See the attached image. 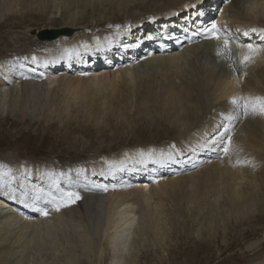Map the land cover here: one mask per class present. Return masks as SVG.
<instances>
[{"label":"bare ground","instance_id":"1","mask_svg":"<svg viewBox=\"0 0 264 264\" xmlns=\"http://www.w3.org/2000/svg\"><path fill=\"white\" fill-rule=\"evenodd\" d=\"M207 1V7L201 8L202 0H0V6H4L0 8V16L1 10L9 13L8 16L16 11L32 14L36 19L48 20L42 28L58 30L57 35L61 34L52 40L39 41L49 45L39 43L38 49L42 47L43 50L34 55L26 53L28 62L19 64L17 69L9 60L0 61V87L9 81L14 90V96L9 100L11 111L20 108L22 118L26 117L28 107L25 103L28 104L29 99L21 103L19 93L22 91L26 96H33L30 90L39 89L45 98L49 93L54 97L63 95L59 99L63 104L59 103L63 107L62 113L71 118L79 115L88 127H94L97 132H102L99 125L104 121H108V125L112 121L128 124L127 114L132 121L135 117L153 120V133L141 134L135 150L122 153L113 161H106L94 169L93 173L99 171L115 179L124 178L123 181H129L139 169L141 174H145L137 178L135 185L120 187V193L112 199L110 190L119 186H109L104 197L101 193L76 191L75 188L80 185L73 181V189H60L54 195L46 189V185L39 183L43 178L41 172L45 169L44 165L31 166L33 171L26 170L27 167L14 171L13 164L8 170L5 169L7 166L3 168L0 165V264L34 262V250L52 241L48 232L41 231L48 228L61 231L67 226V212L62 213L61 208L57 211L50 202L61 192L79 194L80 199L68 204L66 210L74 212L82 224H85L83 209L87 200L89 203L93 199V204L105 202L103 242L109 249L108 264L134 262V255L129 250L141 244L139 230L146 231L152 246L160 245L166 249L171 246V229H176L180 219L184 221L186 230H190L191 226L197 227L198 235L204 241L213 240L218 230L224 235L229 221L240 223L250 221L255 215H264V115L250 114L245 117L241 113L236 119H228L237 111L231 103L232 97L264 96V51L258 52L245 68L240 58L246 49L232 55L231 65L228 59L216 54L219 44L211 41L183 44L178 51V47H173L169 40L175 36L180 38L213 19L211 9L218 7L220 1ZM136 6L138 11H133ZM221 6L216 8L218 12L214 18L223 32L242 44L252 43L264 48V32L261 31L264 30V0H229ZM88 9L90 17L85 18ZM147 16L150 22L144 25ZM85 20L87 23H84ZM25 22L26 18L14 26L20 27ZM105 22L115 25L100 30ZM83 24L86 29L90 28L87 25H93L89 29L93 35H84L83 39L77 40L80 33L76 31ZM171 24L177 26L171 28ZM157 25L160 28L155 31L154 26ZM39 30L33 29L30 36L36 38ZM27 32L29 29L22 35H27ZM89 39L92 41L88 46L80 45ZM95 52L103 59L97 58ZM74 58L90 64L84 65L74 75L55 71L62 65H71ZM19 82L22 84L20 87ZM63 99L75 105L74 114ZM217 120L223 121L222 127L216 126ZM107 123L104 126L107 127ZM12 125L18 123L12 122ZM161 126H165V137L158 129ZM224 127L230 128L236 146L228 155L219 150L216 140ZM168 137H173L174 141H168L166 145H163L166 140L158 145L155 143ZM151 142L154 145L149 147ZM176 159L181 164L168 177L162 178L165 176L162 173L171 172L167 168ZM160 161L161 168L152 169L150 173V166ZM125 167L133 172L125 173ZM76 171L78 175L83 173L79 168ZM29 172L35 174L36 181L27 182ZM88 185L90 188L95 186ZM103 187L100 186L101 190L105 189ZM4 198L14 202L12 206L16 212L2 204ZM16 203H21V206ZM38 208L47 210L45 221L39 217L36 219V216L42 215ZM85 244L89 245L86 250L88 264H93L100 256L96 247L98 244L91 238ZM11 252H18L14 262L8 260ZM65 260L70 264L82 263L73 255L66 256ZM255 264L264 263L259 261Z\"/></svg>","mask_w":264,"mask_h":264},{"label":"rangeland","instance_id":"2","mask_svg":"<svg viewBox=\"0 0 264 264\" xmlns=\"http://www.w3.org/2000/svg\"><path fill=\"white\" fill-rule=\"evenodd\" d=\"M219 1L220 4L218 5V7L214 5L215 7L211 9L212 11L211 17L213 18L216 17L217 14L216 12H218L216 8H222L223 6L221 5L225 4L229 0H219ZM206 2L208 1L202 0L200 7L203 8L204 6H206L205 5ZM3 7L4 6H0L1 9H3ZM133 11H138V7L136 6L133 9ZM1 12L3 16L2 14L0 16V41H1L0 61L9 60L16 65V69L19 67V64L28 62L27 60L28 58H26L25 55L26 53L27 54L30 53L31 55H34L39 53L37 51L43 50L42 47H39L38 49L39 43H46V45H49L47 42H39V41L52 40L55 37L61 35L58 34L54 38L42 40L39 39L36 34V38H32V36L30 35L31 32H33V29L34 30L38 28L40 30L46 29L42 27H44V25L47 24L48 21L47 19H43V18L36 19L34 18L35 17L34 15L33 17L32 14H28L25 12H23L25 14L18 11H16L17 13L12 12L14 14L12 15L13 17L11 15L8 16L9 13H5L4 10H1ZM213 13L215 14L213 15ZM43 14H45V10L43 11ZM88 16H89V9L88 11H86L85 18H88ZM24 18H26L27 22H25L20 27L14 26L15 23L19 21L23 22ZM88 20H90V18ZM149 22L150 19L147 16L144 19L143 23L144 25H147ZM84 23H87L86 20ZM89 23L91 24V21H89ZM104 24L101 26L100 30L111 28L113 25H115L114 23L113 24L110 23V25H108L107 22H105ZM173 24H171V28L177 26V25L174 26ZM87 26L90 28L86 29L84 27V24L78 26L79 30H77L76 32L80 34L79 36H77V40H80L81 38L83 39L84 35H93V31L89 30L92 28L93 25H87ZM158 28H160V26L158 25L154 26L155 31ZM26 29H29V33L27 32V35H22V33ZM21 36L22 38H20ZM262 38L264 39V35ZM90 39L85 41V43H81L80 45L84 44L85 46H88V44L91 43L92 41ZM95 49H99V48L95 47ZM94 54H97V58H99L100 60L103 59L99 53L95 52ZM61 58H64V56H61ZM88 59L90 60V58ZM88 64H90V62L88 63H86V61L80 62L77 60V58H74L71 61V65L68 66L62 65L61 68H55V71L58 73L68 72L67 73L68 75H74L77 73L79 69L84 67V65H88ZM106 77H108L107 73H106ZM20 82L18 84V87L22 86ZM7 84L5 86L0 87V92H1L0 100L2 99L0 101V148H1L0 165H2L3 168L7 166L5 169L10 170L11 168L10 166L11 164H13L12 166L15 167L13 169L14 171L16 170L18 171L19 168L22 169L23 167H27L26 170L33 171L34 169H31V166L34 167L35 165L37 166L44 165L45 169H43V171L41 172L43 178H40L39 183L41 185H46V189L54 195L58 194V191H60V189L63 190L73 189L74 188L73 181L77 182V184L80 185L79 187L75 188L76 191H82V193L84 192L99 193V194L101 193L100 195H103L104 197L107 196V192L109 191L108 188L109 186L110 187L119 186L118 188L116 187V190L113 189L110 190V192H112L110 193L112 195L111 199L118 196L117 194L120 193V189H119L120 187L122 186L124 187L125 185L128 186L132 183L133 185H135L134 182L138 181L137 179L138 177L145 176V174H141V169H139V171L135 173L133 177L132 176L130 177L129 179L130 182H129L128 180L123 181L124 178L119 179L117 177V179H115L113 177H108V175L105 176L101 174L99 171H97L96 173L93 172L96 167L99 166L101 167L102 163H105L106 161L109 160L113 161L114 158H116V156L118 155L120 156L122 153L129 152L131 149L135 150L139 140H141V134L147 135V133L149 132L153 133L151 132V130L153 129V123H152L153 120L149 121L146 117H143L142 118L143 120H141L135 117L134 118L135 120L132 121V118H130L129 114H127V116L125 117L129 118L128 124H126V122L123 123L124 121H121L122 123L119 122V124L112 121L109 122L108 125L107 123L108 121L107 122L104 121L102 122V125L101 124L99 125L103 128V129L101 128L102 132L101 131L97 132L94 129V127H88L89 126L88 123L84 122L82 118L79 117V115H77L75 118L73 117L71 118V116L68 115L65 116L64 113H62L63 107H61V105L63 106V104L62 102H60L59 99H61V96L63 95L54 97L53 94L51 95L49 93L45 98L44 94L40 92L39 89L30 90V93H32L33 96H31V94H28V96H26V93H22V91L19 93V101L21 103L22 101L24 102L27 99H29L28 102L30 103V104L25 103V105H27L28 107V113L26 117L22 118L23 115L21 114L22 112L20 111V108L19 109L17 108L16 109L17 111L16 110H13L14 112L11 111L12 109L9 106L10 104L9 100H11L12 99L11 97L14 96L13 94L14 90L12 85L9 83V81H7ZM5 95L7 96V98L5 97ZM56 98L58 99L56 100ZM45 99H46V103H45L46 105H44ZM63 100L67 102V100L65 99ZM57 102L58 104L59 103L61 104V105L59 104V108L57 107L58 106ZM48 104H50V106H48ZM67 104H68V109H71L72 113L74 114L73 107L75 105H73L72 101L70 100L67 102ZM25 121L27 123H25ZM145 121H147L148 123L146 124ZM12 122H17L18 125H12ZM105 123H107L108 125L107 127L104 126ZM130 124L132 126H130ZM222 124L223 121L217 120L216 126L218 128L222 127ZM124 125L126 126L124 127ZM129 127H131V129H129ZM200 127H202L203 129V126ZM164 128L165 126H161L158 129L160 130V133L165 137L167 135L165 133ZM95 131L96 133H94ZM168 138H164L163 140L155 143L158 145L159 143H164L163 141L166 140L165 144H163L166 145L168 141L169 142L174 141L173 137H168ZM3 141L5 143H3ZM152 145H154V142L149 143L148 146L150 147ZM105 147L110 148L111 150L104 151ZM142 149L144 150L143 147ZM18 150L20 151V153ZM2 155H4V157ZM121 161H124V159ZM161 162L162 161L156 162L153 165H151L150 173L152 169H160L162 166ZM3 163H7V164L5 165ZM201 163L202 162H199V164ZM180 164L181 163H179V161L176 159L173 162L172 166L171 167L169 166L167 168V170H171V172L162 173V175L165 176H161V177L162 178L168 177L170 173L175 171L176 167H178ZM77 168L81 169L83 173L78 175L76 171ZM124 172L131 173L133 171H128V167H125ZM48 173H54L55 175H48ZM59 173H65V176L61 177ZM48 177H52L53 178L51 179L52 181L49 180ZM28 179L29 181L27 182L36 181L35 174H33V172L30 173ZM54 179H56L55 182ZM58 179L59 181H57ZM126 179L128 178L126 177ZM88 184L95 186L90 188V185ZM99 185L100 186L103 185L104 186L103 188L107 187L108 189L106 191L101 190ZM2 200H3L2 202L3 205H5L8 208L11 207L12 210L16 212V210L13 209L12 204L14 202H12L11 199L4 198ZM92 200L89 203H87L88 200L84 203L85 205L83 209L84 212L83 216L85 220H83V222H85V224H82V222L76 215L74 216V212H70L66 210L69 206L61 207V210H63L62 213H65L64 211L67 212V214H65L67 215L66 217L69 220L67 226H65L62 229L63 231L57 230L59 232L55 230H50L49 228L43 229L41 231L42 233L48 232L49 235L51 236L52 238L51 244L48 243L44 246L42 245L39 249L34 250L36 254L35 261L30 262L29 264L31 263L34 264L38 262H40L41 264H70L65 260V257L68 255H73L77 257L79 261H82V263L83 261L86 260V263L84 262L83 264H88L89 256L87 255L86 250L89 248V245L85 244V242L87 239L89 240L90 238L93 240L94 243L98 244L96 247L100 254L99 257H96L93 264H108L107 258L109 256V249L104 245L103 242V234H104L103 223L105 221L104 209L106 205L105 202L103 201L101 202L100 200H99L100 201L99 204L98 203L93 204ZM16 204L19 205L18 203ZM19 206H21V203ZM38 217L41 218L42 221H45L43 220L45 218V215H38L36 216V219H38ZM168 221L170 222L169 218ZM78 225L80 228L78 227ZM185 228L186 227L184 226V221L180 219L177 222L176 229L174 230L171 229L172 230L171 237L169 238V240L171 241L170 242L171 246L166 249H164L160 245L152 246V244H150V242L148 241L147 238L148 235H146V231L141 230V232H139L140 231L139 230L138 231V233L140 234L138 236L139 243L141 242L142 245L138 243L139 245L136 246L134 245L132 248H130L129 253L131 255H134L132 256L134 258V262L131 264H255L256 262L259 261L264 263V215H255V217L253 219H250V221L243 220L240 223L233 224V222L229 221L225 234L223 235L222 231L218 230L219 233L217 234V236H215L213 240L212 239L204 240V241L201 240L200 235H198L197 227L194 228V226H191L190 230L189 228H187L190 234H188V230H186ZM18 249L19 248H15L14 250H18ZM257 253L259 255L255 256ZM17 254L18 252H11L10 256H8V260L14 262L17 259Z\"/></svg>","mask_w":264,"mask_h":264},{"label":"snow or ice","instance_id":"3","mask_svg":"<svg viewBox=\"0 0 264 264\" xmlns=\"http://www.w3.org/2000/svg\"><path fill=\"white\" fill-rule=\"evenodd\" d=\"M251 31L255 32L257 29H252ZM264 32V30H261ZM204 32L206 33V38L210 40L220 41L223 40V44L219 45L216 50V54L218 56H223L224 58L231 60V37L223 32L215 22L211 23L210 26L204 28ZM248 35V32L244 33ZM238 47L242 49H246V53L242 55L240 58V63L246 68L247 65L253 62L254 56L260 52L264 51V48H261L259 45L248 43V44H240ZM35 60V57H33ZM235 71V68H233ZM231 103L235 106L236 115H230L228 117L229 120L238 118L239 114H243V116L247 117L248 115L260 114L264 115V96H234L231 98ZM230 128L224 127V131L220 132L217 136V144L220 151L223 154L228 155L231 151L235 149V145L233 144L232 136L230 135ZM175 147L174 145L172 146ZM48 175H55L54 173H48ZM61 177L65 176V173H59ZM105 191L107 188L105 187ZM39 191V190H37ZM80 199L78 193L75 192H61L59 197H53L51 199V203L55 207L57 211L60 210L61 207H65L70 203H74L75 200ZM42 215H47L48 212L46 209L38 208Z\"/></svg>","mask_w":264,"mask_h":264},{"label":"water","instance_id":"4","mask_svg":"<svg viewBox=\"0 0 264 264\" xmlns=\"http://www.w3.org/2000/svg\"><path fill=\"white\" fill-rule=\"evenodd\" d=\"M59 31L53 29H41L37 32V37L39 39H51L57 35Z\"/></svg>","mask_w":264,"mask_h":264}]
</instances>
